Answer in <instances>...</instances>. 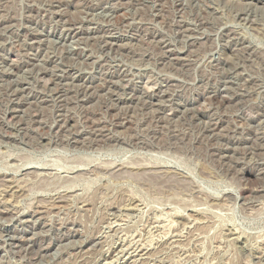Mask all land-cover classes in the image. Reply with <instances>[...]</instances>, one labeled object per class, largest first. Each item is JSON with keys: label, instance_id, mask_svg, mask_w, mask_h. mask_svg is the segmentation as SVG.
Here are the masks:
<instances>
[{"label": "rangeland", "instance_id": "374dc122", "mask_svg": "<svg viewBox=\"0 0 264 264\" xmlns=\"http://www.w3.org/2000/svg\"><path fill=\"white\" fill-rule=\"evenodd\" d=\"M0 264H264V0H0Z\"/></svg>", "mask_w": 264, "mask_h": 264}, {"label": "bare ground", "instance_id": "6f19581e", "mask_svg": "<svg viewBox=\"0 0 264 264\" xmlns=\"http://www.w3.org/2000/svg\"><path fill=\"white\" fill-rule=\"evenodd\" d=\"M142 252V251H141Z\"/></svg>", "mask_w": 264, "mask_h": 264}]
</instances>
